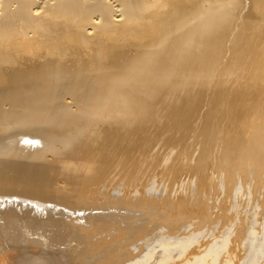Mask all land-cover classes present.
Segmentation results:
<instances>
[{
  "label": "bare ground",
  "instance_id": "bare-ground-1",
  "mask_svg": "<svg viewBox=\"0 0 264 264\" xmlns=\"http://www.w3.org/2000/svg\"><path fill=\"white\" fill-rule=\"evenodd\" d=\"M241 1L0 0V264H149L136 248L155 243L139 242L175 219L151 196L170 168L142 125L201 128L204 104L223 102L211 86ZM236 99L247 115L264 83ZM257 115L241 139L264 160ZM225 130L205 133L230 160L242 140ZM252 243L264 261L263 240Z\"/></svg>",
  "mask_w": 264,
  "mask_h": 264
},
{
  "label": "rangeland",
  "instance_id": "rangeland-1",
  "mask_svg": "<svg viewBox=\"0 0 264 264\" xmlns=\"http://www.w3.org/2000/svg\"><path fill=\"white\" fill-rule=\"evenodd\" d=\"M233 13L238 25L234 23L237 44L221 66L224 74L211 86L225 96L223 102L213 99L204 104L196 119L201 128L170 123L168 117L159 122L151 118L142 125L148 130L147 140L161 139L165 154L162 164L170 168L165 179L157 176L152 180L151 196L157 204L166 201L165 215L175 219L171 225L152 228L149 238L141 236L140 244L155 243L152 248L147 244L136 248L139 254L152 252L149 264H264L251 248L254 240L264 242V160L256 156L251 143L241 139L252 118L260 121L257 113L264 111V105L246 111V115L236 99L246 85L253 88L264 83V0H242ZM234 65L238 68L229 75L227 71ZM249 104L253 106V102ZM205 123L210 130L226 126V139L228 132L229 136L240 134L241 146L230 160L218 157L219 147L211 143L216 136L205 133ZM30 141L22 142L36 143ZM108 142L114 141L108 138L104 143ZM224 160L228 161V172L220 167Z\"/></svg>",
  "mask_w": 264,
  "mask_h": 264
}]
</instances>
